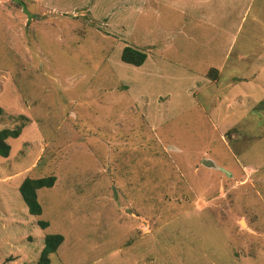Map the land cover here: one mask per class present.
Returning <instances> with one entry per match:
<instances>
[{
	"label": "rangeland",
	"instance_id": "obj_1",
	"mask_svg": "<svg viewBox=\"0 0 264 264\" xmlns=\"http://www.w3.org/2000/svg\"><path fill=\"white\" fill-rule=\"evenodd\" d=\"M19 125L0 264L54 233L50 264H264V0H0V130ZM49 175L31 215L20 184Z\"/></svg>",
	"mask_w": 264,
	"mask_h": 264
},
{
	"label": "trees",
	"instance_id": "obj_2",
	"mask_svg": "<svg viewBox=\"0 0 264 264\" xmlns=\"http://www.w3.org/2000/svg\"><path fill=\"white\" fill-rule=\"evenodd\" d=\"M148 55L147 52L136 48L131 45H127L122 50L121 60L125 63L133 66H141L145 63ZM215 72L217 69L213 68ZM22 133V126H16L15 128H3L0 130V155L8 157L11 152V145L8 142L9 138H16ZM56 176L49 175L45 177L35 178L26 177L20 184V194L28 207V211L31 215L39 216L43 213V207L39 201L38 190L44 187H52L56 183ZM38 224L41 228L45 229L50 224L48 221L39 220ZM65 238L62 234L54 233L47 234L44 238V246L41 250L38 264H50L51 254L56 253L59 247L64 242Z\"/></svg>",
	"mask_w": 264,
	"mask_h": 264
},
{
	"label": "water",
	"instance_id": "obj_3",
	"mask_svg": "<svg viewBox=\"0 0 264 264\" xmlns=\"http://www.w3.org/2000/svg\"><path fill=\"white\" fill-rule=\"evenodd\" d=\"M203 164H205L207 166H215V163L212 160H209V159H205Z\"/></svg>",
	"mask_w": 264,
	"mask_h": 264
},
{
	"label": "crops",
	"instance_id": "obj_4",
	"mask_svg": "<svg viewBox=\"0 0 264 264\" xmlns=\"http://www.w3.org/2000/svg\"><path fill=\"white\" fill-rule=\"evenodd\" d=\"M213 68H215V67H213ZM218 71H220V69H218V68H216ZM222 69V68H221Z\"/></svg>",
	"mask_w": 264,
	"mask_h": 264
}]
</instances>
